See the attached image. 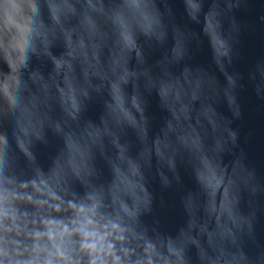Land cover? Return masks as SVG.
<instances>
[{
    "label": "clouds",
    "instance_id": "9594fccd",
    "mask_svg": "<svg viewBox=\"0 0 264 264\" xmlns=\"http://www.w3.org/2000/svg\"><path fill=\"white\" fill-rule=\"evenodd\" d=\"M79 2L80 10L75 0H0V264H264V192L259 224L229 229L215 253L175 239L217 179L241 207L252 175L264 182V152L258 163L250 159L243 145L256 132L241 123L226 119L224 134L196 151L177 140L159 167L155 157L140 162L136 202L121 206L127 158L172 127L161 89L170 82L173 26L188 23L195 34L185 59L171 66L174 76L193 63L188 56L212 62L186 0H165L169 9L154 7L158 0ZM208 11L206 3L201 21ZM258 22L264 26V14ZM69 36L81 46L109 41L119 59L57 91L49 81L77 58L65 47ZM93 127L113 131L96 138Z\"/></svg>",
    "mask_w": 264,
    "mask_h": 264
},
{
    "label": "water",
    "instance_id": "95a60500",
    "mask_svg": "<svg viewBox=\"0 0 264 264\" xmlns=\"http://www.w3.org/2000/svg\"><path fill=\"white\" fill-rule=\"evenodd\" d=\"M97 3L103 6L100 0ZM206 3L209 11L201 21L200 13ZM153 6L172 7L165 0H158ZM186 6L196 16L195 22L202 24L207 45L212 50V62L204 66L195 62L194 56H188L193 63H186L178 77L171 73L172 64H178L189 53L195 35L188 23H176L172 33L173 55L166 57L168 62L164 67L170 82L161 89L172 127L158 133L151 144L144 142L135 157L127 158L119 175L122 207H131L136 202L140 162L149 163L155 157L159 167L170 158L177 140H182L190 151H196L224 134L226 119L255 130L256 135L249 138L247 145H243V139L241 141L254 163L259 162L264 152V26L258 22L259 15L264 14V0H211L210 3L186 0ZM73 7L80 10L83 5L75 0ZM78 19V16L72 17L73 22ZM65 47L69 51L75 48L77 58L71 62L70 69H64V74L54 82L49 81L57 91H70L74 84L84 80L86 73H101L109 63L119 59L114 44L102 38L86 41L81 46L75 37L69 36ZM225 107L232 113L227 118L222 110ZM112 131L111 127L89 129L96 138H104ZM112 147L110 144L109 150ZM245 190L251 192V198L241 207L230 200L225 184L217 179L212 196L197 204L190 213L187 227L175 239L186 249L197 246L202 255H211L222 234L229 229L245 220L259 224L258 207L264 182L253 174ZM33 227L44 230L42 223L28 224L29 229ZM143 235L151 240L146 233Z\"/></svg>",
    "mask_w": 264,
    "mask_h": 264
}]
</instances>
